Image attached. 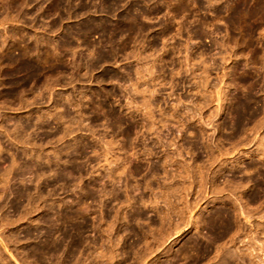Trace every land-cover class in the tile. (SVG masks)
<instances>
[{
	"label": "rangeland",
	"instance_id": "1",
	"mask_svg": "<svg viewBox=\"0 0 264 264\" xmlns=\"http://www.w3.org/2000/svg\"><path fill=\"white\" fill-rule=\"evenodd\" d=\"M0 264H264V0H0Z\"/></svg>",
	"mask_w": 264,
	"mask_h": 264
}]
</instances>
